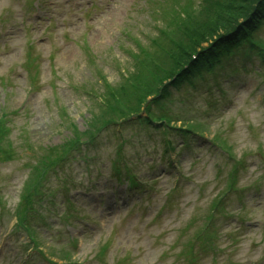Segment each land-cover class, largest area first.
I'll return each mask as SVG.
<instances>
[{
	"label": "rangeland",
	"instance_id": "374dc122",
	"mask_svg": "<svg viewBox=\"0 0 264 264\" xmlns=\"http://www.w3.org/2000/svg\"><path fill=\"white\" fill-rule=\"evenodd\" d=\"M27 1L34 2L31 15L25 13ZM247 2L257 5L256 0H0V113L22 109L12 135L0 137L10 147L0 153V264H187L179 253L195 235L191 220L208 208L209 196L226 193L231 183L239 192L230 195L228 211L238 217L215 222L219 240L212 252H200L195 264H264V58L236 59L238 74L221 75L225 94L210 81L173 91L165 108L152 107L174 120L170 127L124 123L101 133L95 147L69 154L102 129L96 118L104 110V95L112 101L130 89L137 92L128 99L129 109L111 122L158 105L148 103L156 94L147 91L159 74L174 70L176 60L194 48L207 46L234 19L231 7L238 12ZM174 14L178 23L173 26ZM4 18L15 19V27ZM30 44L40 59L36 90L25 71ZM87 47L94 57H88ZM75 87H83L84 94ZM188 123L200 138H189L193 145L187 151L181 133L173 130ZM164 133L175 144L179 170L165 155ZM116 150L129 164L144 163L140 177L155 178L145 181L148 190H133L109 177ZM68 154L76 159L68 162ZM63 159L80 189L67 196L53 179L50 187L58 195L43 209L37 206L35 231L28 233L17 217L31 211L28 203L39 194L34 185L47 181ZM190 179L205 191L185 186ZM173 191L178 193L168 207ZM239 195L243 210L235 201ZM69 202L75 211L68 210ZM41 218L46 228L39 227Z\"/></svg>",
	"mask_w": 264,
	"mask_h": 264
},
{
	"label": "trees",
	"instance_id": "16d2710c",
	"mask_svg": "<svg viewBox=\"0 0 264 264\" xmlns=\"http://www.w3.org/2000/svg\"><path fill=\"white\" fill-rule=\"evenodd\" d=\"M256 1V7L255 5L253 7L248 6V2L241 4L237 8L238 12H233L234 6L231 7V15L234 16V19L217 30V35L211 39L207 46L194 48L187 56L179 57L174 64V70L168 69L165 73H160L159 80H155L151 90L147 92L149 94L151 92L157 95L161 94L164 97L169 96V91L163 87L164 82L168 79L176 77L172 85L181 87V85L193 81L202 73L214 71L218 65L223 64V60L230 58L234 51L237 53L238 50L243 55L251 54L254 46L261 41V38L256 37V31L264 22V0ZM172 16L173 18L169 23L172 21L171 23L174 26L178 23V17L175 14ZM262 45L264 46V44ZM185 66H188L187 69H184ZM102 79L105 81V78ZM135 93H137L136 90L130 89L123 97L119 96V100L112 99V101L104 95V98L102 97L104 110L100 112L99 117L96 119L105 125L115 115L123 114L128 110V99L136 97ZM116 109L118 111L114 113ZM80 135L82 133L78 134V136Z\"/></svg>",
	"mask_w": 264,
	"mask_h": 264
}]
</instances>
